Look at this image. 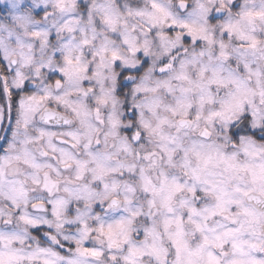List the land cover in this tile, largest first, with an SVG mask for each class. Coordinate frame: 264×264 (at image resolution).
<instances>
[{
  "label": "clouds",
  "instance_id": "clouds-1",
  "mask_svg": "<svg viewBox=\"0 0 264 264\" xmlns=\"http://www.w3.org/2000/svg\"><path fill=\"white\" fill-rule=\"evenodd\" d=\"M0 86L4 264H264V0H0Z\"/></svg>",
  "mask_w": 264,
  "mask_h": 264
},
{
  "label": "snow or ice",
  "instance_id": "snow-or-ice-1",
  "mask_svg": "<svg viewBox=\"0 0 264 264\" xmlns=\"http://www.w3.org/2000/svg\"><path fill=\"white\" fill-rule=\"evenodd\" d=\"M113 55H115V53H113ZM3 91H4L3 87L0 86V93H2ZM0 264H4L3 260H0Z\"/></svg>",
  "mask_w": 264,
  "mask_h": 264
}]
</instances>
